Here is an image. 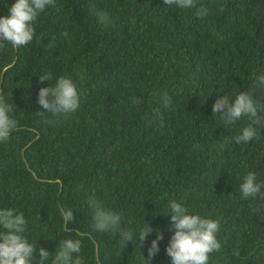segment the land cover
<instances>
[{"label": "trees", "instance_id": "16d2710c", "mask_svg": "<svg viewBox=\"0 0 264 264\" xmlns=\"http://www.w3.org/2000/svg\"><path fill=\"white\" fill-rule=\"evenodd\" d=\"M14 3L0 0V17ZM200 6L207 15L158 0H55L34 22L30 43L3 42L0 96L17 127L0 142V208L24 215L36 259L41 247L54 255L63 241L79 239L74 258L84 264H143V256L172 264L166 248L175 200L219 221L222 246L208 264H264V199L240 193L249 172L264 185V119L225 125L207 106L214 95L240 92L264 105V0ZM93 8L112 23L102 26ZM45 73L51 81L39 80ZM61 76L75 83L79 108L37 115L46 111L39 90ZM250 124L258 138L236 143ZM90 200L119 213L134 232L149 223L143 245L137 237L121 250L119 233L94 230ZM62 208L73 212L67 225ZM158 232L159 251L149 259Z\"/></svg>", "mask_w": 264, "mask_h": 264}, {"label": "clouds", "instance_id": "9594fccd", "mask_svg": "<svg viewBox=\"0 0 264 264\" xmlns=\"http://www.w3.org/2000/svg\"><path fill=\"white\" fill-rule=\"evenodd\" d=\"M167 7L178 9H194V15L203 17L207 15V9L197 7L198 0H158ZM55 0H15L10 7V15L0 17V48L4 47L3 42H9L13 47L19 48L30 43L35 36L34 22L47 6H53ZM90 13L95 15L102 26L112 23L111 17L106 12L90 9ZM52 76L45 73L39 76L41 82L49 80ZM259 83L264 85V76L259 78ZM38 103L46 111H37V115L43 117L45 112L53 115L68 114L75 112L80 106V96L75 83L71 78L61 76L54 85L42 87L38 93ZM165 107L171 103L170 98L163 97ZM208 109L212 113L222 115L224 124L230 125L244 116L249 117L253 123H259L264 117L258 116L259 112H264V105L254 103L251 93L240 92L233 96L227 94L215 101V95L208 103ZM14 109L7 103L3 96H0V142H6L10 133L16 129L17 121L12 117ZM47 122V121H46ZM161 127L163 122L161 121ZM254 138H258L256 129L250 124L245 127L242 134L237 135L236 143H248ZM198 148V145H193ZM260 183L256 182V174L249 172L244 176L240 185L242 199L259 196L264 199ZM89 209L92 212L91 226L100 232L119 233V244L124 250L128 242H133L137 237L143 245L147 235L152 231L149 223L138 232L122 226V218L116 211L104 207L101 203L90 200ZM169 207L170 226L173 235L166 248L167 254L171 257L172 264H208L209 256L214 251L221 248V242L217 239L220 228L218 220L201 217L198 214H191L181 203L173 200ZM257 211L259 209H256ZM61 216L65 224L73 220L72 209H61ZM0 264H84L82 258L74 254L81 251V241L79 239H67L62 242L54 255L43 247L39 248V258L34 257L37 244L30 243L24 235L26 231V219L22 213L13 208H0ZM163 238L162 233L157 234L156 239L148 248V258L151 259L158 251V241ZM119 255V252H117ZM143 255V254H142ZM143 264H148L143 256Z\"/></svg>", "mask_w": 264, "mask_h": 264}]
</instances>
